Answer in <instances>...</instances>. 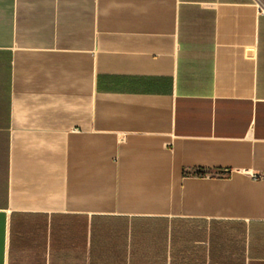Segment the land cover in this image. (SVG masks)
I'll return each mask as SVG.
<instances>
[{"label":"crops","instance_id":"0c3cea01","mask_svg":"<svg viewBox=\"0 0 264 264\" xmlns=\"http://www.w3.org/2000/svg\"><path fill=\"white\" fill-rule=\"evenodd\" d=\"M0 264H264L263 0H0Z\"/></svg>","mask_w":264,"mask_h":264},{"label":"rangeland","instance_id":"374dc122","mask_svg":"<svg viewBox=\"0 0 264 264\" xmlns=\"http://www.w3.org/2000/svg\"><path fill=\"white\" fill-rule=\"evenodd\" d=\"M263 2H264V0H263Z\"/></svg>","mask_w":264,"mask_h":264}]
</instances>
